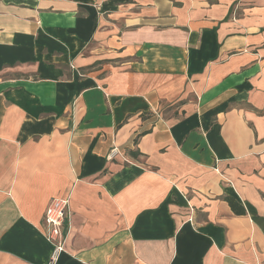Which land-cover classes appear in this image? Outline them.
Instances as JSON below:
<instances>
[{
	"label": "crops",
	"instance_id": "crops-1",
	"mask_svg": "<svg viewBox=\"0 0 264 264\" xmlns=\"http://www.w3.org/2000/svg\"><path fill=\"white\" fill-rule=\"evenodd\" d=\"M55 198L56 264H264V0H0V264Z\"/></svg>",
	"mask_w": 264,
	"mask_h": 264
},
{
	"label": "built area",
	"instance_id": "built-area-1",
	"mask_svg": "<svg viewBox=\"0 0 264 264\" xmlns=\"http://www.w3.org/2000/svg\"><path fill=\"white\" fill-rule=\"evenodd\" d=\"M115 154V150L109 153V157ZM68 210V199L55 198L48 205L44 222L46 225V237L52 245V251L47 264H56L59 254L63 251L64 234L62 226L65 223Z\"/></svg>",
	"mask_w": 264,
	"mask_h": 264
},
{
	"label": "trees",
	"instance_id": "trees-1",
	"mask_svg": "<svg viewBox=\"0 0 264 264\" xmlns=\"http://www.w3.org/2000/svg\"><path fill=\"white\" fill-rule=\"evenodd\" d=\"M226 200L232 207L233 211L236 213H245L244 208L237 202V200L232 196H226Z\"/></svg>",
	"mask_w": 264,
	"mask_h": 264
}]
</instances>
